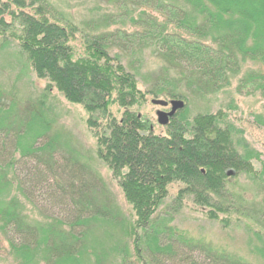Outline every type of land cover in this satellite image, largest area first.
Segmentation results:
<instances>
[{
    "label": "trees",
    "instance_id": "obj_1",
    "mask_svg": "<svg viewBox=\"0 0 264 264\" xmlns=\"http://www.w3.org/2000/svg\"><path fill=\"white\" fill-rule=\"evenodd\" d=\"M107 2L141 14L131 19L141 30L113 33L152 46L162 60V75L148 90L109 55L106 39L114 35L94 32L96 21L79 27L49 0H0L3 43L15 41L47 87L82 107L96 156L129 206L124 214L95 192L80 154L57 148L43 116L9 120L0 95V231L8 254L16 264H186L198 254L188 246L201 250L209 264H250L187 239L155 214L178 183L172 208L189 197L208 209L209 218L229 217V207L213 197H227L230 176L242 173L264 191V166L256 171L252 163L260 153L235 140L237 131L221 110L188 117L184 107L169 119L165 134H156L142 108L149 97L161 96L185 105L181 85L199 94L218 91L247 60L259 68L244 74L238 89L264 98V0ZM147 10L162 19L144 17ZM254 219L264 229V214ZM258 233L252 252L264 259Z\"/></svg>",
    "mask_w": 264,
    "mask_h": 264
},
{
    "label": "rangeland",
    "instance_id": "obj_2",
    "mask_svg": "<svg viewBox=\"0 0 264 264\" xmlns=\"http://www.w3.org/2000/svg\"><path fill=\"white\" fill-rule=\"evenodd\" d=\"M49 1L77 26L85 27L84 23L94 20L97 26L94 32L112 33L114 36L106 39V43L109 44V55L135 76L142 90L150 89L162 75L163 62L152 46L141 47L138 42L130 43L117 36L118 32L130 33L141 30L131 20L141 15L137 8L130 7L121 12L107 0ZM149 15L157 17L158 20L162 19L154 10H147V13H144V17ZM90 28L93 29L92 26ZM117 30L118 32L114 34ZM3 42L0 38V95L4 104L2 108L10 107L9 120L25 121L32 114L40 115V118L43 116L49 123L48 135L57 138V148L63 151L77 150L86 169V178L95 187V192L127 214L129 206L116 180L96 156L94 138L86 125V114L82 107L69 103L55 88L47 87L48 81L35 75L15 41ZM258 68L259 65L251 60L241 62L240 68L229 74L226 86L206 94L191 92L182 85L179 87L187 98L184 107L187 108L188 117L219 110L226 114V122L237 131L235 140L246 142L250 148L260 153L259 160H252L256 171H260L264 166V98L258 91L246 93V90L238 89V86L244 74ZM176 74L170 73L172 76ZM160 99L169 100L163 96ZM142 109L154 124L153 132L165 134L166 125L157 122L156 112L169 111L170 105L165 107L154 105L149 97ZM36 122H40V119H36ZM63 154L68 157L67 153ZM178 188V183L169 187V195L155 214L165 217L166 225L194 242L202 241L213 249L226 251L250 264H264V259L252 252L254 245L260 242L255 232L258 231V235L264 236V229L260 223H255L254 219L264 214V191L257 187L252 178L244 173L230 176L227 197L224 199L213 197L215 202H221L232 211L229 217L218 213L219 219L209 218L206 214L208 209L195 207L189 197L179 204L178 209L172 208V205L177 206V203L173 202ZM27 207L36 217L40 215L32 205ZM222 218L227 219L222 221ZM8 248L5 236L0 231V264H16L8 254ZM187 250L198 251V254L191 260L189 257L186 258L184 260L186 264H209L201 250L188 246Z\"/></svg>",
    "mask_w": 264,
    "mask_h": 264
},
{
    "label": "water",
    "instance_id": "obj_3",
    "mask_svg": "<svg viewBox=\"0 0 264 264\" xmlns=\"http://www.w3.org/2000/svg\"><path fill=\"white\" fill-rule=\"evenodd\" d=\"M151 102L152 104L159 105L160 107L170 105L169 111L158 110L156 112L157 122L161 125H166L169 122V119L174 116L176 111L184 107V102L178 99L164 100L159 98H153L151 99Z\"/></svg>",
    "mask_w": 264,
    "mask_h": 264
}]
</instances>
